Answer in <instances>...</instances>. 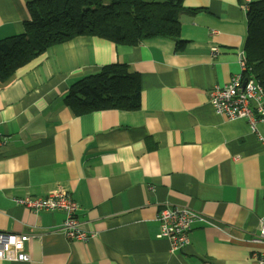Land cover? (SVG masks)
<instances>
[{
  "label": "crops",
  "instance_id": "crops-1",
  "mask_svg": "<svg viewBox=\"0 0 264 264\" xmlns=\"http://www.w3.org/2000/svg\"><path fill=\"white\" fill-rule=\"evenodd\" d=\"M32 1L0 0V40L25 32ZM259 1L184 0L182 48L166 38L130 47L78 37L0 81V232L31 237L28 262L0 264H257L264 124L253 132L218 115L210 95L243 73L248 7ZM117 63L140 75L141 108L76 116L71 86ZM60 187L94 238L69 241L62 212L15 201ZM165 206L205 219L180 252L159 238Z\"/></svg>",
  "mask_w": 264,
  "mask_h": 264
},
{
  "label": "trees",
  "instance_id": "trees-1",
  "mask_svg": "<svg viewBox=\"0 0 264 264\" xmlns=\"http://www.w3.org/2000/svg\"><path fill=\"white\" fill-rule=\"evenodd\" d=\"M184 0H34L21 35L0 40V81L49 49L78 37H98L134 47L157 38L181 40ZM247 71L264 88V0L249 5ZM140 75L127 64L104 66L71 86L67 106L76 116L141 108Z\"/></svg>",
  "mask_w": 264,
  "mask_h": 264
},
{
  "label": "built area",
  "instance_id": "built-area-1",
  "mask_svg": "<svg viewBox=\"0 0 264 264\" xmlns=\"http://www.w3.org/2000/svg\"><path fill=\"white\" fill-rule=\"evenodd\" d=\"M217 54L218 48L213 47L212 57H216ZM246 57L245 52L241 54L243 73L233 76L228 85L215 87L210 95V104L218 115L228 120H246L250 123L252 131L256 132V124H264V88L254 78H245ZM15 201L36 214L62 212L65 219L59 231L69 241L85 242L95 237V234L84 228L78 217L80 206L65 188L60 187L46 197L26 196ZM157 220L161 226L159 238L170 242L172 252H180L189 246L190 233L195 224L205 222L201 214L189 208L172 206H165L159 212ZM30 239L31 237L25 234L0 232V261L28 262L30 258L26 244ZM252 243L264 245V218ZM254 258L257 264H264V252L255 254Z\"/></svg>",
  "mask_w": 264,
  "mask_h": 264
},
{
  "label": "water",
  "instance_id": "water-1",
  "mask_svg": "<svg viewBox=\"0 0 264 264\" xmlns=\"http://www.w3.org/2000/svg\"><path fill=\"white\" fill-rule=\"evenodd\" d=\"M246 84V82L244 83V85Z\"/></svg>",
  "mask_w": 264,
  "mask_h": 264
}]
</instances>
